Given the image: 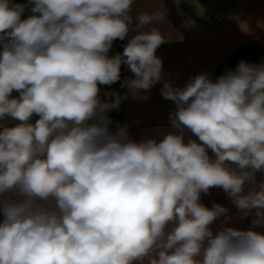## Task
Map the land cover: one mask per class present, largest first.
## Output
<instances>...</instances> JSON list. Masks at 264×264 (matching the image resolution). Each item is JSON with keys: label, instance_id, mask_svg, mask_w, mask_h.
Wrapping results in <instances>:
<instances>
[{"label": "clouds", "instance_id": "1", "mask_svg": "<svg viewBox=\"0 0 264 264\" xmlns=\"http://www.w3.org/2000/svg\"><path fill=\"white\" fill-rule=\"evenodd\" d=\"M133 3L0 0V264H264V61L175 87L156 55L170 37L140 31L167 10L141 12L132 29ZM121 65L136 99L162 83L178 131H111L108 113L127 97L101 99V86L121 80ZM213 187L253 227L213 231L229 212L201 202Z\"/></svg>", "mask_w": 264, "mask_h": 264}, {"label": "crops", "instance_id": "2", "mask_svg": "<svg viewBox=\"0 0 264 264\" xmlns=\"http://www.w3.org/2000/svg\"><path fill=\"white\" fill-rule=\"evenodd\" d=\"M15 2L26 4L27 0ZM161 5L167 10L164 21L146 25L140 31H149L155 26L165 37H170L157 49L156 55L163 61L164 79L173 81L175 87H183L200 73H207L215 80L235 69L242 60L256 64L264 61V0H134L130 28L135 29L136 17L141 12L151 13ZM29 14L30 10H26L24 15ZM136 34L131 30L125 40H115L109 56L122 53L128 40ZM125 78H134V74L127 65H121V80L111 86H101V99H114L106 97L105 93L121 95L123 91L127 97L117 109L108 113L112 120L111 131L126 126L128 120L132 122L127 126L129 135L137 141L148 137L159 140L167 132L178 131L170 122L175 104L161 96L162 83L142 93L147 99L141 100L132 97L129 90L121 86ZM12 95L19 94L14 91ZM35 119L38 117L34 116L33 122ZM4 123L13 125L15 122L9 118ZM184 138L185 142L198 139L188 130L184 131ZM209 155H212L210 150ZM255 175L257 183L264 181V172ZM252 187V184H246L245 191ZM201 202L208 207L214 202L219 203L229 210L227 217L222 216L213 223V231L225 226L242 230L253 227L254 216L242 217L221 188L213 187L209 193H202ZM255 230L264 232V224ZM143 264H148L147 258Z\"/></svg>", "mask_w": 264, "mask_h": 264}, {"label": "built area", "instance_id": "3", "mask_svg": "<svg viewBox=\"0 0 264 264\" xmlns=\"http://www.w3.org/2000/svg\"><path fill=\"white\" fill-rule=\"evenodd\" d=\"M125 95V91H123L122 93H121V96H124ZM132 124V122H131V120H128L127 122H126V126H130Z\"/></svg>", "mask_w": 264, "mask_h": 264}]
</instances>
